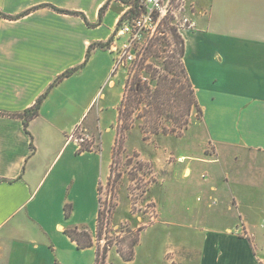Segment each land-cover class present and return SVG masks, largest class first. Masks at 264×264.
I'll list each match as a JSON object with an SVG mask.
<instances>
[{"label": "crops", "instance_id": "obj_1", "mask_svg": "<svg viewBox=\"0 0 264 264\" xmlns=\"http://www.w3.org/2000/svg\"><path fill=\"white\" fill-rule=\"evenodd\" d=\"M126 1L0 0V264H96L98 206L93 229L85 220L92 217L94 197L99 202L103 167L97 177L95 155L102 151L84 124L93 101L106 100L104 86L116 92L118 85V102L122 99L115 54L108 48L130 8ZM199 1L209 7L196 18V29L182 36V63L207 142L219 156L225 149L236 151L235 158L241 152L264 161V0ZM97 43L106 46H94L87 58ZM76 68L49 89L26 131L17 115ZM112 109L118 113L115 105ZM103 110L98 107L97 122ZM79 137L90 150L78 149ZM215 167L208 169L209 180L216 178L220 167ZM225 188L227 211L218 218L201 209L178 211L172 196L165 219L156 208L152 223L140 229L133 259L117 262L156 264L152 243L138 251L146 232L161 225L179 236L166 245L160 264H264V218L258 241L242 200L249 187L229 178ZM150 199L158 203L160 197L151 191ZM211 201L207 197V210ZM67 205L71 213L65 219ZM233 210L234 216L227 215ZM76 228L87 232L91 247L79 250L65 234Z\"/></svg>", "mask_w": 264, "mask_h": 264}, {"label": "rangeland", "instance_id": "obj_2", "mask_svg": "<svg viewBox=\"0 0 264 264\" xmlns=\"http://www.w3.org/2000/svg\"><path fill=\"white\" fill-rule=\"evenodd\" d=\"M195 1L201 5L200 1ZM135 2L140 5L141 0ZM200 8L202 12H206L208 3L204 2ZM158 30H164L165 36L158 31L153 39L159 38L165 41L167 46L156 47L157 57L147 55L143 63L144 71L136 73V70L132 71L131 65L126 64L115 72L116 79L122 87L121 101L118 102L120 91L118 85L116 92L109 91V87L104 86L101 93L106 95V100L97 97L90 106L93 110L87 112L85 116L87 122L84 128L95 135L93 141L97 143V148L100 145L102 151L101 157L98 152L95 155L97 177L100 173L98 172L100 164L103 167L100 174L102 181L98 186L99 202L97 197H94L92 217L88 215L85 220L87 227L93 229L96 207L99 205L96 236L98 240H103V244L98 247L100 264L101 262L119 264L121 262L117 261L134 257L135 242L137 243L140 229L152 223L151 221L158 215V209L159 214L165 219L170 208L169 204H173L172 196L179 201L176 204L178 211L186 208L192 212L201 209L208 214L211 211L210 214H214L217 218L225 215L227 209L224 202L228 200L225 182L229 178L236 179V183H240L241 186L249 187L250 190H247L248 192L245 190V194L242 195V200L248 204L242 202L250 209L252 224L255 227L252 229L255 239L261 241V222L264 218V209H261L264 207L263 158L244 157L241 152H238L235 158L233 154L237 153L236 151L225 149L222 153L224 155L219 156L210 146L195 108L190 106L188 110L184 109L188 103V89L183 75L180 74L179 69L176 72L171 70L175 67L173 64L166 65L167 62L175 63V59L172 58L175 43L170 33L166 31L165 25ZM171 40L172 42L169 43ZM137 47L136 65L144 57V47L139 45ZM175 69L177 70L176 67ZM131 77L133 84L136 82H140V85L145 82V86L150 84V92L155 90L156 85L164 83L169 88L161 96L164 110L150 112L147 103L151 99L147 98L144 92L140 96V98L144 97V102H139L138 97H135L137 102L132 107V110H135L134 114L129 113V120L120 121V113H115L112 107L115 105L117 111H122L123 100L130 94L128 85ZM141 77L146 80L140 81ZM163 78L166 81L160 80ZM177 90L181 92L177 94ZM98 107L104 109L100 112L99 122L96 121ZM95 125L97 131L94 129ZM83 132L86 134L85 131ZM79 162L83 163L82 160ZM213 165L225 171L217 170L215 180L210 179V181L209 175L212 178V172L208 169ZM211 185L215 188L213 191L210 190ZM228 186H232L231 182ZM151 191L155 196L160 197L158 203L150 199ZM222 195L225 197L221 198ZM207 197L212 198L209 210L204 205ZM251 203L254 204L252 207L249 205ZM230 214L234 216V210L231 213L227 212V215ZM137 218H140L139 221L136 220ZM136 222L140 227H137ZM237 226L239 230V226H242L240 221ZM146 233L143 238L144 248L138 252L144 253L149 246L147 243H152L155 263L160 264L162 262L160 255L166 245L177 240L179 235L173 233L171 228L167 229L161 225H155ZM240 234L245 236L246 232L241 230Z\"/></svg>", "mask_w": 264, "mask_h": 264}, {"label": "built area", "instance_id": "obj_3", "mask_svg": "<svg viewBox=\"0 0 264 264\" xmlns=\"http://www.w3.org/2000/svg\"><path fill=\"white\" fill-rule=\"evenodd\" d=\"M140 6L143 10L137 16L127 17L121 23L119 21L114 30L116 41H112L108 48L111 53L115 54L114 74L126 64L132 66V71L137 69L140 62L139 60L136 65L138 59L137 46L144 47L157 34L158 29L163 26L164 19L175 28L182 38L183 34L196 29V18L206 13L200 10V5L195 0H141ZM76 141L80 151L90 150L85 145L86 140L83 137L77 138ZM96 241L98 245L103 244V240H98L97 236ZM98 250H96V254H98L96 264H100L99 260L101 259Z\"/></svg>", "mask_w": 264, "mask_h": 264}, {"label": "trees", "instance_id": "obj_4", "mask_svg": "<svg viewBox=\"0 0 264 264\" xmlns=\"http://www.w3.org/2000/svg\"><path fill=\"white\" fill-rule=\"evenodd\" d=\"M136 0H127L126 3L129 4L130 8L128 11H126L123 16L121 17V20H120V23L122 21H124L127 17H131V16H137L140 11L143 10L142 6H140L138 3L135 2ZM204 2H201V5H203ZM208 3V2H206ZM208 7H209V3H208ZM163 25L166 26V31L170 33L171 35V39H173L174 43H175V49L173 50V54H172V58L175 59V63H171V62H167L166 65H170V64H173L177 70L174 68H172L171 70H175L178 71L179 69V72L181 75H183V79L185 80V83L187 85V89H188V92H187V97H188V103L186 104L185 106V110H188V108H190V106H193L195 108V111L199 114V117L201 118V112H200V107L198 106V104L195 102V99H194V91L192 90L191 88V85L189 84L188 80H187V75H186V72H185V69H184V66H183V63H182V60H183V53H184V49H183V44H184V41L183 39L181 38V36L176 32L175 28L173 26H170V23L164 19L163 21ZM162 36H165L166 32L163 30V31H160L159 32ZM172 40L169 42L171 43ZM167 46V43H165V41H161L159 38H156V39H151L148 43H146V45L144 46V57L142 59H140V62L137 66V69H136V73L139 72V71H144L145 67H143V63H144V60L147 58V55L148 56H158L157 55V52H156V47L157 46ZM94 46H100L101 48H104L106 45H102L101 43H97L95 45H91L89 48H88V51H87V58L90 57V53H91V50ZM142 66V67H141ZM79 68H76V69H73V70H70V71H67L65 73H63L61 76H59L56 81L53 83V85L50 86V88H48V90L46 91V93L41 96L38 101L36 102V104H33L32 107H30L29 109H27L23 114L21 115H17L20 119H22V123H23V126H24V129L27 131V128H28V124L31 120H33L34 118L36 119L39 115V109H40V104H42V101L43 99L46 97L49 89L53 88L54 86H56L61 80H63L64 78L66 77H69L71 76L73 73H75ZM146 79L144 77H141L140 78V81H145ZM160 80H164L163 79H160ZM166 81V80H164ZM148 85V84H147ZM167 90H169V88H167V86H165V84L163 83V85H156V88L154 91L150 92V84L148 86H145V82L142 83L140 85V82H136L133 84V77H131V80H130V84L128 85V91L130 92V94L128 96H126V98L123 100V106L121 108L122 111H118V113H120V121H127L129 120V113L131 114H134V111L132 110V107L133 105L137 102L135 97H138V101L139 102H144V97L143 98H140V96H142L145 92V96L147 98H150V102L147 103V105L149 106V108L151 109L150 112H157V111H161V110H164V102L163 100L161 99V96L163 94V92H166ZM177 94H179V90H177ZM176 107V106H175ZM125 113V114H124ZM82 152V151H81ZM98 191V189H97ZM64 212H65V219H67L68 217H70V213H71V206L67 205L65 206L64 208ZM99 215V214H98ZM97 221V219H96ZM71 240L75 241L78 245V248L79 250H82V249H86V248H89L91 247L92 245V242H91V239H90V236L87 234V232L83 229L80 230V228H76V229H73V230H69V231H66L65 233ZM135 245H136V242H135ZM98 254H96V263L98 262ZM133 259V256L129 257L128 259L125 258L124 260L127 261H131ZM101 260H99V263H100ZM103 262H101L102 264Z\"/></svg>", "mask_w": 264, "mask_h": 264}]
</instances>
